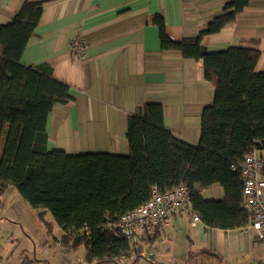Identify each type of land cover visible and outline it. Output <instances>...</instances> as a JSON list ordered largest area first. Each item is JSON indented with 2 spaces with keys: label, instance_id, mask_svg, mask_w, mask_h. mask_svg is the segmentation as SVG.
<instances>
[{
  "label": "trees",
  "instance_id": "16d2710c",
  "mask_svg": "<svg viewBox=\"0 0 264 264\" xmlns=\"http://www.w3.org/2000/svg\"><path fill=\"white\" fill-rule=\"evenodd\" d=\"M43 4L26 0L11 22L0 25V196L13 187L40 218L50 214L48 226L62 231L60 244L72 250L83 245L88 264H118L120 256L140 253L130 235L106 225L143 205L153 190L183 184L191 211L204 226L245 227L239 166L249 152L264 153V72L255 70L260 53L236 47L208 53L200 37L232 22L247 0L227 2L224 13L198 37L178 43L167 39L161 18H153L162 49L203 61L214 96L201 111L197 145L165 128L161 105L138 107L127 118V155L47 149L49 114L71 97L67 84L20 63ZM215 186L223 190V199L203 200L201 191Z\"/></svg>",
  "mask_w": 264,
  "mask_h": 264
},
{
  "label": "crops",
  "instance_id": "0c3cea01",
  "mask_svg": "<svg viewBox=\"0 0 264 264\" xmlns=\"http://www.w3.org/2000/svg\"><path fill=\"white\" fill-rule=\"evenodd\" d=\"M25 1L0 0V25L11 22ZM28 1L44 4L20 63L49 73L70 89L71 98L54 105L49 114L48 150L127 155V118L145 104L161 105L165 128L197 145L200 114L212 104L213 86L204 77L202 60L161 48L153 18L160 17L167 39L178 43L198 37L231 0ZM247 2L232 22L202 35L200 45L208 53L231 47L256 50L260 55L255 70L264 72V0ZM78 41L85 44L82 59L73 52ZM256 155L264 161V153L256 151ZM200 194L203 200L224 197L217 186ZM192 216L188 204L154 240L132 237L134 248L141 247L140 253L146 250L149 260L157 264H264V243L252 231L208 228ZM61 236L53 238L56 247ZM27 237L22 248L11 249L10 238L0 235V264H52L57 258L59 264H77L81 260L61 244L62 249L49 258L32 247Z\"/></svg>",
  "mask_w": 264,
  "mask_h": 264
},
{
  "label": "built area",
  "instance_id": "2783aa9c",
  "mask_svg": "<svg viewBox=\"0 0 264 264\" xmlns=\"http://www.w3.org/2000/svg\"><path fill=\"white\" fill-rule=\"evenodd\" d=\"M73 52L82 59L85 44L76 42ZM239 170L242 178L241 193L248 213L247 224L242 230L252 231L256 239L264 243V161L255 151H251L243 159ZM188 204L189 190L183 184L164 192L153 190L143 205L121 215L115 222L107 224L106 228L118 230L134 239H152L161 228L170 224L173 216L184 213ZM192 218L194 222L199 221L195 214Z\"/></svg>",
  "mask_w": 264,
  "mask_h": 264
},
{
  "label": "rangeland",
  "instance_id": "374dc122",
  "mask_svg": "<svg viewBox=\"0 0 264 264\" xmlns=\"http://www.w3.org/2000/svg\"><path fill=\"white\" fill-rule=\"evenodd\" d=\"M39 216L38 212L31 209L13 187L8 188L0 196V235L10 238L7 244L11 245V249L22 248L24 235H26L32 241V247L36 248L40 253L48 254L49 258H51L56 251H59L62 247L67 248V246L61 247L58 244V247H56V244L54 245L55 239L53 238H60L61 234L58 226L54 224H52L51 228L48 226V224L53 223L50 214L46 213L42 218ZM70 251H72L73 257L81 259L77 261V264H88L84 261L85 249L83 245L74 250L70 249ZM141 253L133 254L128 260H121L125 263L121 262L118 264H157L149 260L146 250ZM52 264H59L58 258L53 260ZM208 264L213 263L209 262Z\"/></svg>",
  "mask_w": 264,
  "mask_h": 264
}]
</instances>
